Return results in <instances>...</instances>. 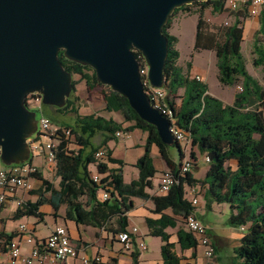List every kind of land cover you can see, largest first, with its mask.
Listing matches in <instances>:
<instances>
[{
    "label": "trees",
    "instance_id": "1",
    "mask_svg": "<svg viewBox=\"0 0 264 264\" xmlns=\"http://www.w3.org/2000/svg\"><path fill=\"white\" fill-rule=\"evenodd\" d=\"M191 5L199 6L195 14L197 18L193 51L214 53L216 79L220 86L240 87L231 105H224L210 96L204 83L190 78L177 64V39L167 31L175 14ZM206 8H210L213 14L220 15L225 11L224 0L182 6L174 10L162 29V34L167 39L162 88L164 101L175 127L188 137L191 170L181 173L185 154L179 144L175 143L179 157L178 164H175L169 154V147L161 143L156 130L142 122L124 98L105 88L104 112L120 114L122 123L94 114L81 116L70 98L65 107L56 109L59 114L74 115L73 126L54 124L69 130L68 136L58 131L55 136L48 137L56 141L52 151L59 178L58 188L53 189L42 180L39 173H35L33 179L46 186L44 191L49 197L44 198L41 194L35 203L25 202L16 210L14 219L32 217L42 222L44 214L39 212L42 205L50 206L55 217L60 207L64 206V221L78 226L103 228L106 233L116 237L127 230V213L133 207L131 199L151 200L154 205L151 213L159 218L146 219L145 224L148 236L161 241V264H181L182 258L176 253V246L180 253L197 247L195 236L184 225V219L195 211V207L186 198V188H199L203 190L201 196L207 210L213 204H226L229 210L226 225L244 230L238 246L232 251L230 263L264 264V115L261 110L264 104V85L261 86L248 74L241 54L243 22L248 18V12L246 7L243 11L238 10L234 13L231 24L210 30L203 20ZM258 25L253 36L255 58L252 64L256 68L264 66V46L258 40L259 37H264V11L259 13ZM133 54L138 64H141L143 59L140 53L133 51ZM58 60L68 73L79 76V81L84 82L87 92L102 87L89 67L67 61L62 52L58 53ZM189 67L190 64L187 65ZM77 84L78 81L72 80V93ZM123 123L130 125L123 127ZM135 128L147 133L143 154L133 166L137 170V179L124 183L123 163L113 159L107 149V164L97 168L103 178L100 184H95L89 170L93 164V153L97 149H106L108 142L116 140V133H129ZM97 136L100 143L93 147L92 140ZM39 137L33 142L40 141ZM153 147L168 169L162 175H170L173 181L168 191L160 196H150L148 193L153 187L152 180L158 173L150 155ZM194 149L198 155L203 156L207 167L201 180L194 179L191 173L197 161ZM31 162L30 158L29 164ZM231 164L234 165L233 169ZM109 165L115 168H109ZM101 192L108 194L106 201L101 199ZM82 198L85 199L84 202L80 201ZM166 211H170V214H166ZM167 228L177 229L175 243L171 242V236L165 232ZM131 257L132 264H138L137 255Z\"/></svg>",
    "mask_w": 264,
    "mask_h": 264
},
{
    "label": "water",
    "instance_id": "2",
    "mask_svg": "<svg viewBox=\"0 0 264 264\" xmlns=\"http://www.w3.org/2000/svg\"><path fill=\"white\" fill-rule=\"evenodd\" d=\"M219 0H0V163L28 164L38 119L26 105L62 109L72 75L58 53L94 71L97 83L124 98L167 147H176L170 122L146 95L133 51L147 67L150 87L162 89L167 39L162 29L174 10Z\"/></svg>",
    "mask_w": 264,
    "mask_h": 264
},
{
    "label": "rangeland",
    "instance_id": "3",
    "mask_svg": "<svg viewBox=\"0 0 264 264\" xmlns=\"http://www.w3.org/2000/svg\"><path fill=\"white\" fill-rule=\"evenodd\" d=\"M245 6L240 3L239 7L236 11H243ZM199 6L191 5L184 10L178 11L175 16L171 20L170 28L168 29V33L170 36L175 37L177 39V43L175 45V49L178 52V66L181 67L183 72L189 75L190 78L199 77L200 81L206 85L207 93L220 100L224 105H231L233 102L234 95L240 91V87L238 85L233 87H222L218 84L216 76V60L213 52L210 51H193L194 44V36H195V25H196V12H198ZM228 12L224 11L222 14L217 15L213 14L210 8H206L203 13V20L208 29L212 30L215 27L226 26L233 22L234 13L236 12ZM264 11V5L259 8V13ZM258 17L250 16L248 14V18L243 22V35H242V43H241V54L245 62V68L250 76H252L261 86L264 85V66L263 67H254L253 60L255 55L253 54V36L254 33L258 30ZM259 42L262 46H264V37H259ZM190 64V67L187 68V65ZM72 80L78 81V84L75 87V92L71 93L70 100L74 102V106L76 107L78 114L81 116L86 115H98L108 117H114L117 121L122 123V117L118 113H106L104 112V103H103V93L106 92L107 87H98L91 92H87L84 82L79 81V76L73 75ZM181 91L179 92V95ZM36 96H32V99H35ZM29 106L35 104L33 101H29ZM178 103V102H177ZM30 111L36 114V118L38 119L40 115L46 117L50 120L51 123L56 125L63 126H73L74 123V115L66 113L64 115L56 112V109L53 107H48L39 104H35L30 106ZM264 115V104L261 108ZM130 124L123 123V127H128ZM124 142L120 139V143L114 146V153L118 155L123 163L122 167V179L124 183H129L130 181L136 179V170L131 166L135 163L137 158L143 154V148H140L141 145L145 142L147 137V133L138 128L133 129L129 133H125ZM41 144H38V150L33 151L32 153V165L38 168V173L41 175L42 180L47 182L52 186L53 189L58 188L59 178L54 171H50L46 162L44 160V156L42 154V148H44L45 144L52 142L56 145V141L50 140L48 137H41ZM125 144V146L123 145ZM99 144V137H95L92 140L93 147H97ZM179 147L183 152L185 149V144L183 142H179ZM189 150L187 151V157L189 156ZM170 156L174 159L175 164H178V149L177 147H169L168 149ZM193 152L196 154V167H194L193 171L196 179L201 180L204 178L206 164L204 163L203 156L198 155L196 150ZM153 164L157 168L158 173H163L161 169V161L160 157L157 155H152ZM0 168H5L0 163ZM231 168H234V165L231 164ZM93 172V169L90 168ZM155 175L154 183L156 184L159 179V174ZM35 180L31 179V183L34 186ZM45 185L40 183L39 185L34 186V191L31 193L34 197L38 198L41 194L44 195V198H48L49 194H47L44 189ZM203 190H199V188L190 189L186 188V194H191L195 196V199L200 205L202 213L198 207H195L196 213L200 215L201 213L205 216L200 217V222L202 224L208 225V233L213 237L215 235L229 237V235L234 232L233 228H230L226 225V221L229 215L228 206L226 204H213V210L207 211L205 208V201L202 198ZM81 202H84L85 199H80ZM135 201V200H134ZM137 202V201H136ZM203 208V209H202ZM64 210V206L60 207L59 212L61 213ZM46 218L45 223H35L33 222V218L29 219V222L35 223L36 230L40 231L42 234L47 232L46 226L52 224L53 219L50 217ZM35 220V219H34ZM23 224L21 225H25ZM46 225V226H45ZM31 228V227H30ZM213 232V233H212ZM154 246V245H153ZM155 247V246H154ZM201 254V249L198 250ZM150 256L157 259L159 257V251L157 249H153L150 245L148 250ZM218 255L221 257L220 264H231L230 258L233 256L231 248L228 246H224L222 249L218 250ZM200 256V255H199ZM198 256V257H199ZM153 259V258H152Z\"/></svg>",
    "mask_w": 264,
    "mask_h": 264
},
{
    "label": "built area",
    "instance_id": "4",
    "mask_svg": "<svg viewBox=\"0 0 264 264\" xmlns=\"http://www.w3.org/2000/svg\"><path fill=\"white\" fill-rule=\"evenodd\" d=\"M245 5L247 12L250 16H256L259 14V8L264 5V0H224L225 11L234 12L238 9L239 4ZM139 75L141 79L142 87L148 96L152 107L157 110L163 117L167 118L170 122V133L175 140L176 144L183 142L185 144L184 154L185 158L181 165V173H186L191 170V162L188 160L187 151L189 149V140L186 134L178 130L174 121L171 118V113L166 105L164 98L165 94L162 89H154L149 86L147 81V67L144 61L139 64ZM196 81H200L199 77H194ZM32 96H36L32 99ZM29 101H33L35 104L40 103V98L37 95H30L26 99V105L29 109ZM61 131L65 135H69V130H64L52 124L49 119L40 115L38 119V132L37 136L41 137H53L56 132ZM125 136L124 133L118 132L115 134L116 139H121ZM35 137V138H36ZM29 141L31 148V155L33 151L38 150V144L40 141L33 142L35 139ZM55 145L50 142L45 144L42 148V154L46 165L50 171H55V160L53 149ZM32 159V156H31ZM107 164V152L105 148L97 149L93 153V164L89 167L90 177L95 184H100L102 175L98 173V167L100 165ZM38 173V170L34 168L31 163L21 166H13L9 168H0V212L4 210L5 206L9 203H14L19 209L23 206V201L19 195L25 194L29 196L35 189L31 183L33 175ZM34 180V179H33ZM172 178L170 175H162L158 182V192L164 194L168 191L172 184ZM101 199L106 201L108 194L101 192ZM191 196V194H189ZM188 201L195 206L197 200L195 197L188 199ZM184 225L186 229L191 232L197 241V247L201 249L202 261L199 264H217L215 257V249L208 236L207 228L202 225L194 216V214L187 216L184 219ZM241 231H244L241 229ZM136 234V229L133 228L129 231L119 233L115 238L118 243L121 244L124 251L129 252L133 249V236ZM25 242L31 245L32 248L29 251L27 257H23L20 252V243ZM138 250L145 251L146 247L143 242L138 243ZM5 254L8 257L9 264H68L69 261H73L77 258L80 259V264H102L101 258L95 256L92 258L82 256L79 257V250L72 244L66 229L63 226H56L51 231L50 235L41 242H34L32 232L25 225H19L15 235L6 244ZM1 255V253H0Z\"/></svg>",
    "mask_w": 264,
    "mask_h": 264
},
{
    "label": "crops",
    "instance_id": "5",
    "mask_svg": "<svg viewBox=\"0 0 264 264\" xmlns=\"http://www.w3.org/2000/svg\"><path fill=\"white\" fill-rule=\"evenodd\" d=\"M104 118H106V117H104ZM108 118L113 119L117 123H121V122L117 121L114 117H108ZM108 118H106V119H108ZM124 137L121 138V140H123V142L125 140ZM99 143H100V138H99ZM119 143H120V139H116L115 141L108 142L106 144V150L108 149L111 152V157L113 159L121 161L120 157L118 155H116L113 151L114 146L118 145ZM123 145L125 146L124 143H123ZM143 145H144V143L141 145L140 148H143ZM150 155H151V157H152V155L159 156L156 148H154V147L151 148ZM171 159L174 162V159L172 157H171ZM160 161H161V159H160ZM160 163H161V169L159 170V172H161V170L163 173L168 172V169L166 168L165 164L162 161ZM134 164L131 166L133 169H135L133 167ZM31 165H32V163H31ZM33 167L38 170L37 167H35V166H33ZM195 167L197 169V166H195ZM109 168H115V166L109 165ZM156 170H157V168H156ZM196 171H193V172L195 173ZM157 172H158V170H157ZM205 172H206V170H205ZM194 173H192V176L194 179H196L194 176ZM158 174H159V179H160V177L162 176V173H158ZM137 176H138V174H137V170H136V179H137ZM136 179H134V180H136ZM154 179L152 180L153 187L148 193L150 196H160L162 194L158 192L159 179H158L156 184L154 183ZM196 180H198V179H196ZM35 181H36L35 185H39L41 183L40 181H37V180H35ZM19 197L23 201L29 202V203H35L37 201V198L34 197L32 194H30L29 196H27L25 194H20ZM193 197H195V196H193ZM186 198L188 200V199L192 198V195L190 196L188 194L186 196ZM131 201H132L133 207L127 213V221H128L127 231L135 228L136 234L133 236V240H134L133 249L129 252L124 251L121 244L117 242L116 238L111 236L110 234L106 233L103 230V228L95 229L92 227L78 226L72 222H66L63 219L64 210L60 213L59 212L60 209H59L58 212L56 213V217H55L53 215L54 214L53 210L48 205H42L39 208V212L44 214L42 222H38L37 219L33 218V222H35L37 224L38 223H45L46 224V218L45 217H47V216L53 219L52 224H50L49 226L45 225L47 228V232L45 234L44 233L42 234L40 231L36 230L35 226H37V225L35 223L33 224V223L29 222V219L32 217H23V218L18 219V220L14 219V214L18 208L15 206L14 203H9L8 205L5 206L4 210L0 212V253H1L0 264H9L8 263V257L5 254L6 244L15 235V232H16L18 226L23 224V222H26V223H24L25 226H27L28 229L31 230L34 242H41V241L45 240L50 235V233L54 229V227L63 226L66 229L67 234H68L72 244L79 250V257L86 256V257L92 258L95 256H99L101 258L102 264H132V259H131L132 257L131 256L135 254V255H137V258H138L137 259L138 264H161V258H160L161 241L158 238L148 236V231H147V227L145 224L146 219L156 220L159 218V216L151 213V211L154 208L153 202L151 200L144 201V200H140V199H131ZM195 207H198L202 213L204 212V209L202 208L203 211L201 210L200 205H198V202L196 203ZM196 209L194 211V216L200 222V220H201L200 217L205 216V214L203 215L201 213L200 215H198V213H196ZM212 210H213V207L211 206L210 210H207V211H212ZM166 214H170V211H166ZM202 225H204L207 228V231H209V229H208L209 227L207 224H202ZM176 231H177V229H171V228H167L165 230V232L171 236V239H170L171 242H174V243L176 242V238H175ZM211 231H213V230H210V234H211ZM233 231L234 232H232L229 235V237H223V236H218V235H215L213 237L212 235H210L208 233V236L211 239V242H212L214 249H215V257H216V263L217 264H220V262H221V257L218 255V250L222 249L224 246H226V247L229 246L231 248V250L233 251V249L238 246L239 240L241 239V237L243 235V231H241V229H235ZM9 237H10V239H9ZM140 242L144 243V245L146 247L145 251L138 250L137 246H138V243H140ZM150 245L152 246L153 249L155 248V249H157V251H159V257L157 259H154V257L149 255L148 250L150 248ZM31 248H32L31 245H28L25 242H21L20 243L21 255L23 257H27ZM199 249L200 248H196L195 250H187V251L180 253L178 250V246H176V248H175L176 253H178L182 258L181 264H199L202 261V255L200 254V251L198 252ZM20 264H22V263H20ZM68 264H80V259L77 258L73 261H69Z\"/></svg>",
    "mask_w": 264,
    "mask_h": 264
}]
</instances>
